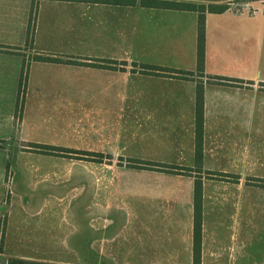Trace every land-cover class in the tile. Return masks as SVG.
Here are the masks:
<instances>
[{
	"label": "crops",
	"instance_id": "1",
	"mask_svg": "<svg viewBox=\"0 0 264 264\" xmlns=\"http://www.w3.org/2000/svg\"><path fill=\"white\" fill-rule=\"evenodd\" d=\"M248 3L252 11L240 4L205 14L199 264H264V3ZM196 26L193 10L140 0H0V127L12 123L17 105L32 142L95 154L82 160L96 169V257L192 258L193 182L125 186L143 196L120 207L102 161L196 166L195 79L142 71L143 64L195 71ZM72 157L79 159L62 156ZM149 192L174 195L160 201ZM109 209L134 210V224L154 235L115 244L103 232Z\"/></svg>",
	"mask_w": 264,
	"mask_h": 264
},
{
	"label": "rangeland",
	"instance_id": "2",
	"mask_svg": "<svg viewBox=\"0 0 264 264\" xmlns=\"http://www.w3.org/2000/svg\"><path fill=\"white\" fill-rule=\"evenodd\" d=\"M243 1L231 2L229 6L237 8L241 4L252 11L246 3L256 6L264 3V0ZM196 2L207 3L204 0ZM17 116L20 112L15 111L12 123L4 122L2 126L6 127H0V264H6L8 258L57 264H192V258L187 256H94L95 237L98 236L95 226L98 219L93 207L95 164L36 151L29 146L33 130L20 129ZM35 131L39 134L34 133V137L41 136V141L47 139L46 130ZM130 160L122 157L109 163L105 159L102 161L104 185L111 182L119 187L120 207L129 196L136 199L143 196L126 192L125 186L133 185L137 191L136 186L144 185L153 190L192 184L196 175L202 178L196 166L181 165L185 169L159 171L137 167ZM170 195L174 194H145L149 198L159 196L160 201ZM107 215L112 223L104 226L103 232L117 245H131L140 238L154 235L141 232L140 225L134 224L133 218H137L134 210L115 212L109 209ZM117 245L113 247L118 248Z\"/></svg>",
	"mask_w": 264,
	"mask_h": 264
},
{
	"label": "trees",
	"instance_id": "3",
	"mask_svg": "<svg viewBox=\"0 0 264 264\" xmlns=\"http://www.w3.org/2000/svg\"><path fill=\"white\" fill-rule=\"evenodd\" d=\"M96 1V0H89ZM107 2L125 4L134 3L135 0H104ZM204 2H196V0H140V4L149 7H163V8H175L184 10H193L197 13V26H196V70H178L169 67L156 66L143 64L142 71L145 73L158 74L163 76H171L176 78L184 79H195V164L196 171L199 173V163L201 157V140H202V112H203V86L202 81L198 77L203 75L204 72V45H205V14L207 12H223L229 8L231 2H239L243 0H204ZM33 21L34 16L30 15L27 32L26 41H32V31H33ZM35 59L47 60V61H62L56 57L50 56H40L35 55ZM68 61V60H66ZM71 62H79L71 60ZM93 64V63H92ZM221 80H227L226 77H217ZM18 100V97H17ZM17 104V102H16ZM16 111H18L16 105ZM29 146L36 149V151H41L45 154L54 155H67L74 154L75 157L79 159H88L87 157L94 156L93 152H88L84 150L69 149L60 146H53L42 143L31 142ZM93 159V158H92ZM136 163L137 167L148 168L152 170H165L171 169V171L176 169H185L179 165H166L164 163H157L147 160H130ZM190 170V168H187ZM264 183V182H263ZM193 223H192V262L193 264H199L200 262V245H201V208H202V181L199 175L194 177L193 181ZM6 264H57L52 262H42L34 260H26L21 258H8Z\"/></svg>",
	"mask_w": 264,
	"mask_h": 264
}]
</instances>
